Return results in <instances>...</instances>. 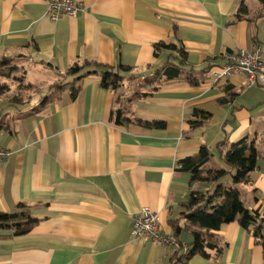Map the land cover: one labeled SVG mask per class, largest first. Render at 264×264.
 I'll list each match as a JSON object with an SVG mask.
<instances>
[{"label": "crops", "instance_id": "crops-1", "mask_svg": "<svg viewBox=\"0 0 264 264\" xmlns=\"http://www.w3.org/2000/svg\"><path fill=\"white\" fill-rule=\"evenodd\" d=\"M78 1L84 11L53 21L49 0H0V65L14 69L0 82L12 75L21 86L20 94H10L11 84L0 93V146L12 151L0 162V212L22 204L37 219L24 235L0 230V264H171L180 250L136 237L133 217L147 206L164 230L173 234L177 219L180 241L193 240L198 228L180 207L190 175L176 165L203 144L219 162L222 143L225 151L244 137L255 141L258 167L237 187L264 214V87L247 85L243 74L213 76L238 47H260L264 58V1ZM159 42L184 47L186 63L178 64L179 49L156 51ZM88 61L117 71L120 87H102L101 71L69 73ZM175 66L178 77L160 78ZM196 109L211 117L192 127ZM210 234L218 247L189 264H264L263 247L238 221Z\"/></svg>", "mask_w": 264, "mask_h": 264}, {"label": "trees", "instance_id": "trees-1", "mask_svg": "<svg viewBox=\"0 0 264 264\" xmlns=\"http://www.w3.org/2000/svg\"><path fill=\"white\" fill-rule=\"evenodd\" d=\"M245 11L246 8L242 5L240 13ZM163 48L179 49L178 64L181 66L186 63L188 55L184 47L178 48L165 42L155 44L156 51ZM92 64L94 63L89 61L84 64L76 63L70 68L69 73L81 79L85 75L101 71L102 87L114 90L120 87L122 76L117 71L109 68L99 70L97 67H92ZM180 66L166 68L162 74L160 73V78L165 77V80H170L178 77ZM119 67L129 70V67L124 65ZM187 79L193 84L199 83V80L191 76H188ZM6 89H8V84L0 82V93ZM72 95L73 97L77 95V89L73 90ZM194 112L196 117L198 115L200 117L191 120L192 127L203 124L211 117V114L204 110L196 109ZM116 115L117 121L120 122L121 111L118 110ZM139 122L147 127L165 126V122L159 120H139ZM2 128L0 123V129ZM222 146L223 143L218 146L219 162L215 161L214 152L206 144H203L195 154L177 161L176 169L190 175V192L180 204L181 215L188 224L196 226L198 230L192 231L193 240L189 244L182 243L178 237L184 227L181 226L179 220H170L174 236L182 245H186L190 249L187 254L181 250L177 251L171 264H189L192 257L196 255L209 257L208 251L218 246L214 240L208 239V234L212 237L211 231H218L224 225L235 221L252 233L257 243L263 247L264 263V214L248 207L237 187L239 184H247L252 173L258 167L259 153L255 141H249L244 137L232 142L225 151ZM19 206L20 211L18 212H0V230H11L15 236L24 235L37 223V219L28 214V209L25 206L22 204Z\"/></svg>", "mask_w": 264, "mask_h": 264}, {"label": "built area", "instance_id": "built-area-1", "mask_svg": "<svg viewBox=\"0 0 264 264\" xmlns=\"http://www.w3.org/2000/svg\"><path fill=\"white\" fill-rule=\"evenodd\" d=\"M86 9L85 4L78 0H49L46 16L53 21L62 18L63 15L76 16ZM227 62L220 71L213 73L219 78H230L236 74L246 76L247 85L260 84L264 87V58L259 47L256 51L246 48H237L224 54ZM12 151L0 146V162L10 158ZM133 233L144 241H155L163 245L171 246L187 254L190 249L161 226L160 216L149 207H143L134 214Z\"/></svg>", "mask_w": 264, "mask_h": 264}, {"label": "rangeland", "instance_id": "rangeland-1", "mask_svg": "<svg viewBox=\"0 0 264 264\" xmlns=\"http://www.w3.org/2000/svg\"><path fill=\"white\" fill-rule=\"evenodd\" d=\"M238 48H239V47H238ZM235 50H236V49H235ZM9 66H10V67H8V66H4V65H0V75L3 76V74H5L7 70H9V72H11V70H12V68H13V63H10ZM12 71H13V73H14V69H13ZM16 73H17V74H20V73H22V70L19 69V71H17ZM7 78L10 80V83H9V85H8V88L10 87V84H11V86H12V89H11L10 94H11V95H12V94H20L21 86L18 87V89H20V90L17 92V89H16L17 86H16L15 83L11 80V79H13V78H12V75L8 76ZM230 78H231V77H230ZM227 79H229V78H227ZM28 88H30L31 90L33 89L32 87H28ZM27 91H28V90H27Z\"/></svg>", "mask_w": 264, "mask_h": 264}]
</instances>
